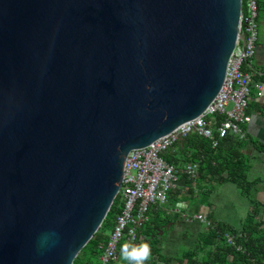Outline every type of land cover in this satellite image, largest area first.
Here are the masks:
<instances>
[{
	"label": "water",
	"instance_id": "obj_1",
	"mask_svg": "<svg viewBox=\"0 0 264 264\" xmlns=\"http://www.w3.org/2000/svg\"><path fill=\"white\" fill-rule=\"evenodd\" d=\"M241 16L242 0H0V264H73L129 153L218 95Z\"/></svg>",
	"mask_w": 264,
	"mask_h": 264
},
{
	"label": "built area",
	"instance_id": "obj_2",
	"mask_svg": "<svg viewBox=\"0 0 264 264\" xmlns=\"http://www.w3.org/2000/svg\"><path fill=\"white\" fill-rule=\"evenodd\" d=\"M258 2L242 0L240 34L243 42L239 39L236 42L222 89L205 112L148 147L129 153L119 192L123 202L122 211L116 218L98 264H116L122 243L134 245L138 241V232L149 222L152 213L174 216L182 224L212 226L208 213L187 214L175 206H169V194L179 189L180 174L186 175L195 185L199 173L197 164H187L178 171L165 161L164 155L174 145L180 144V140L193 134L209 141L212 151L227 136L246 140V126L251 122L247 114L251 77L256 74L253 60L258 38ZM237 238L241 236L226 235V242L240 251Z\"/></svg>",
	"mask_w": 264,
	"mask_h": 264
},
{
	"label": "trees",
	"instance_id": "obj_3",
	"mask_svg": "<svg viewBox=\"0 0 264 264\" xmlns=\"http://www.w3.org/2000/svg\"><path fill=\"white\" fill-rule=\"evenodd\" d=\"M261 2L262 0L258 2V17ZM243 69L249 71L245 67ZM249 104L247 113H250ZM242 143L243 141L233 136H227L219 142L218 148L212 151L209 141L193 134L186 137L182 145H174L164 155L165 161L178 171L187 164H197L199 173L195 185L186 175L180 174L179 189L169 194L170 207L176 206L180 200L200 199L202 202L203 199L206 200L205 190L209 188L212 192L218 184L229 181L247 197L251 208L239 229L213 220L211 227H202L197 223L183 224L184 237L193 235L194 241L188 247H181L175 255L163 251L161 240V237L167 236L172 230L174 222L172 223L171 218L165 214L152 213L149 215V222L138 232V241L134 244L139 245L142 242L149 244L150 256L144 264H264V206L255 197L259 181H249L247 178L248 165L240 153ZM122 207L123 202L118 195L101 227L81 250L73 264L99 263L108 234L113 230ZM226 235L241 236L236 239L240 251L227 244ZM118 255L116 264H134L123 259L121 250Z\"/></svg>",
	"mask_w": 264,
	"mask_h": 264
},
{
	"label": "crops",
	"instance_id": "obj_4",
	"mask_svg": "<svg viewBox=\"0 0 264 264\" xmlns=\"http://www.w3.org/2000/svg\"><path fill=\"white\" fill-rule=\"evenodd\" d=\"M262 24L263 30L259 29L258 22ZM258 25V38L256 43V52L254 56L253 70L256 74L251 77V86H253V93L251 92V100L249 101L250 113H247L251 118V122L246 126V140L243 141L240 153L243 155L248 165L249 171L252 170L254 165L260 163L264 158V0L261 2V10H259ZM261 35V39H260ZM255 78H259L256 80ZM253 160V162H250ZM256 167V166H255ZM258 181V180H254ZM206 198L211 195V189L204 191ZM256 199L264 206V182L259 181L256 187ZM185 198V197H182ZM203 199H187L180 200L176 206L181 211L187 214H205L212 218L208 203ZM175 229L179 231L185 229V226L179 222L174 216ZM172 225V228H173Z\"/></svg>",
	"mask_w": 264,
	"mask_h": 264
},
{
	"label": "rangeland",
	"instance_id": "obj_5",
	"mask_svg": "<svg viewBox=\"0 0 264 264\" xmlns=\"http://www.w3.org/2000/svg\"><path fill=\"white\" fill-rule=\"evenodd\" d=\"M258 25L259 29L261 30L262 28L263 30L260 21ZM250 92L253 93V86H250ZM250 162H253V160ZM247 178L249 181L258 180L264 182V158L260 163L254 165L252 170L248 171ZM205 203L209 205L213 221L226 224L234 229L240 228L241 222L245 219L251 208L247 197L243 196L236 185L229 181L218 184L211 192V195L206 198ZM170 218L173 223L175 219L172 217ZM200 226L205 227L204 225ZM183 234L184 229L179 231L178 228L175 229L174 227L167 236L161 237L163 241V251L167 254L175 255L181 247L190 246L194 241V236L192 235L185 238Z\"/></svg>",
	"mask_w": 264,
	"mask_h": 264
},
{
	"label": "clouds",
	"instance_id": "obj_6",
	"mask_svg": "<svg viewBox=\"0 0 264 264\" xmlns=\"http://www.w3.org/2000/svg\"><path fill=\"white\" fill-rule=\"evenodd\" d=\"M211 220L213 219L211 218ZM173 229L174 227L172 228V230ZM121 254L123 259L127 261H132L134 262V264H144V261H146L150 256V246L146 242H142L139 245L125 243L121 247Z\"/></svg>",
	"mask_w": 264,
	"mask_h": 264
}]
</instances>
